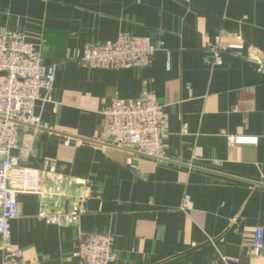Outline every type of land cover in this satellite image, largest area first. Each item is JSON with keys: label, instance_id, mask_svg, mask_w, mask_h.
Returning <instances> with one entry per match:
<instances>
[{"label": "crops", "instance_id": "crops-1", "mask_svg": "<svg viewBox=\"0 0 264 264\" xmlns=\"http://www.w3.org/2000/svg\"><path fill=\"white\" fill-rule=\"evenodd\" d=\"M0 29L22 32L56 64L35 103L39 123L19 125L25 164L41 173L12 221L22 264H81L89 232L113 235L111 264H214L220 253L264 264L251 243L264 226V64L250 59L264 53V0H0ZM120 32L158 44L150 64L93 68L74 57ZM216 39L230 47L221 62L205 47ZM147 92L165 110L162 154L101 141L111 98Z\"/></svg>", "mask_w": 264, "mask_h": 264}, {"label": "built area", "instance_id": "built-area-1", "mask_svg": "<svg viewBox=\"0 0 264 264\" xmlns=\"http://www.w3.org/2000/svg\"><path fill=\"white\" fill-rule=\"evenodd\" d=\"M158 47L150 36L120 32L113 41L86 44L75 52L74 57L93 68L141 67L150 64ZM205 47L211 51L215 62H221L223 55L230 50L229 44L221 39L207 40ZM250 59L264 64V53L257 51ZM55 75L56 64L45 63L40 48L28 41L22 32L0 29L1 264H22V249L11 244L12 221L24 215L18 194L38 192L41 185L40 171L25 164L31 150L20 143L19 125L21 122L39 123L35 103L43 97V93L52 90ZM101 113V141L153 157L162 154L165 110L154 92H147L138 98L116 95ZM229 140L240 144L256 142L257 138L230 135ZM192 206V196L185 194L179 207L188 211ZM39 216L64 220L63 215H49L45 209L40 210ZM251 243L254 252L264 256V226L255 229ZM77 255L81 264H111L116 258L113 235L106 232L87 233L79 242ZM237 262L238 258L225 253L214 259V264Z\"/></svg>", "mask_w": 264, "mask_h": 264}]
</instances>
